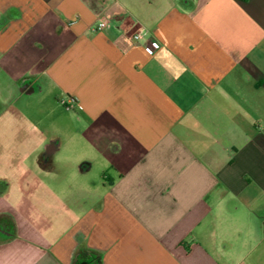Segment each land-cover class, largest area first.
I'll return each mask as SVG.
<instances>
[{"label":"crops","instance_id":"0c3cea01","mask_svg":"<svg viewBox=\"0 0 264 264\" xmlns=\"http://www.w3.org/2000/svg\"><path fill=\"white\" fill-rule=\"evenodd\" d=\"M69 142L102 184L49 225ZM0 219V264H264V0H0Z\"/></svg>","mask_w":264,"mask_h":264},{"label":"rangeland","instance_id":"374dc122","mask_svg":"<svg viewBox=\"0 0 264 264\" xmlns=\"http://www.w3.org/2000/svg\"><path fill=\"white\" fill-rule=\"evenodd\" d=\"M39 101H43V103H45L46 106H48V115L47 118L45 119V122L47 123V126L49 127L50 130L55 131V128L58 124H61L62 121H66V117L67 115L65 114V110H63V106L60 105L59 103H56V101H54V103L49 102L47 98L44 96V98H42L41 100L38 99L37 101L34 100L33 104L34 107L36 105H38L37 102ZM36 104V105H35ZM59 104V105H58ZM33 115L34 116H39V113L37 112L36 108H34L33 110ZM36 116V117H37ZM47 120V121H46ZM40 121V118L38 120V122ZM24 134V133H22ZM24 139V135H17L14 137V147H17V151L16 153V165L17 167L21 166L23 164V158L18 159V156L20 154V150L18 147L20 146V142L23 141ZM45 139V138H44ZM42 140L43 138L41 136H37V135H32V141L30 142L32 149L35 150L36 147H45L44 145H42ZM77 148V147H76ZM82 150H84L83 147H81ZM66 152L63 154V158L61 159V161L64 162H70V164L68 166L64 165V170L66 175L65 178V182L63 184L59 183V184H52L50 183L49 185H47L48 189H49V193H51V197L49 200H47V202H45V200L43 201H39V200H35L33 201V207L34 210L40 214L43 213L42 215V220L44 222H48L49 225L52 224H57V225H66V222H70L72 220V218H68L69 216H72L73 210H76V208H79L81 210H85L87 208L90 207V204L93 203L94 200L92 199H77V196H75L74 200V196H73V192L74 193H78V187H82V189L80 190L81 193H83L84 196H87L88 194H91V192H93V190L102 184V181L99 182V176H100V168L99 165L97 164V166L91 170L88 174H86V176H84V185H80L79 184H74V177H73V172L74 169L76 171V163L77 159L73 158V145L71 142H69V144H67L66 146ZM85 150H87V148H85ZM88 157L90 156L89 153H85ZM76 158V156H75ZM48 161L50 160H41L42 165L44 167H47L48 165ZM55 161V160H53ZM63 162V163H64ZM22 163V164H21ZM15 173V172H14ZM76 174V173H75ZM83 177V176H81ZM59 199H58V198ZM63 199V200H62ZM69 211L70 214L68 217L63 218V213L62 211ZM74 217V216H73ZM71 223V222H70Z\"/></svg>","mask_w":264,"mask_h":264},{"label":"built area","instance_id":"2783aa9c","mask_svg":"<svg viewBox=\"0 0 264 264\" xmlns=\"http://www.w3.org/2000/svg\"><path fill=\"white\" fill-rule=\"evenodd\" d=\"M112 23H113V18L106 15H102L98 18L95 24V30L97 31L106 30L111 26ZM146 34H147L146 29H144L143 27H137L136 29H134L129 33L128 37L132 42H139L145 38ZM145 48L150 54H154L158 49L161 48V45L157 42H149L146 44ZM75 102H77V100L71 98L67 101H63L62 104L69 110L73 108V104Z\"/></svg>","mask_w":264,"mask_h":264},{"label":"flooded vegetation","instance_id":"af4514ba","mask_svg":"<svg viewBox=\"0 0 264 264\" xmlns=\"http://www.w3.org/2000/svg\"><path fill=\"white\" fill-rule=\"evenodd\" d=\"M23 91L30 93V92H34L35 90L30 83H27L24 85ZM12 226H13L12 221L10 219H0V231H8L9 229L12 228Z\"/></svg>","mask_w":264,"mask_h":264},{"label":"trees","instance_id":"16d2710c","mask_svg":"<svg viewBox=\"0 0 264 264\" xmlns=\"http://www.w3.org/2000/svg\"><path fill=\"white\" fill-rule=\"evenodd\" d=\"M12 228L10 229V231H12L13 233H14V230H15V225H14V222L12 221ZM79 257V256H78ZM97 258H98V256L97 255H91V257H90V260H88L87 262L89 263V264H93L95 261H97ZM80 262H79V258L77 259L76 258V263L75 264H79Z\"/></svg>","mask_w":264,"mask_h":264}]
</instances>
